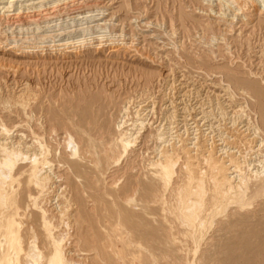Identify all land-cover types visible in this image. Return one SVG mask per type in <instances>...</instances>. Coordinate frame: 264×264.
<instances>
[{"label":"rangeland","instance_id":"1","mask_svg":"<svg viewBox=\"0 0 264 264\" xmlns=\"http://www.w3.org/2000/svg\"><path fill=\"white\" fill-rule=\"evenodd\" d=\"M244 1L0 0V131L8 129L7 142L21 148L45 145L54 176L40 195L32 166L21 165L5 186L14 206L0 223L20 222L25 250L34 229L42 264L52 253L32 207L36 196H46L39 200L54 221L67 206L71 229L55 223L54 231L70 235L64 250L71 263L264 264V177L249 184V205L237 208L231 198L234 205L219 204L218 212L227 211L212 220L216 195L201 156L205 134L218 145L237 125L264 131V0ZM120 131L136 138L125 156ZM190 138L198 139L201 151L192 154L210 191L195 232L199 247L177 192L188 188L183 150ZM170 144L179 161L166 185L154 161ZM223 146L240 162L248 153L255 170L264 159V149ZM10 250L1 247V263Z\"/></svg>","mask_w":264,"mask_h":264},{"label":"bare ground","instance_id":"2","mask_svg":"<svg viewBox=\"0 0 264 264\" xmlns=\"http://www.w3.org/2000/svg\"><path fill=\"white\" fill-rule=\"evenodd\" d=\"M235 1H239V0H235ZM248 2L254 4L256 2V0H245L244 1V3H248ZM136 113H139V112H136ZM136 113H135V115L137 116ZM143 121L144 120H142V122ZM235 122H237V121H235ZM233 124L235 125V123H233ZM237 126H236V128H237ZM2 128L3 129L0 131V215L5 210L9 211L11 208L10 204H9L11 202L8 203L9 194L7 192H5V190H6L5 186L8 185L9 181H11L12 179L15 178V177L13 178V176L15 175L16 171L18 170V168L21 165H24L25 163L28 162L29 165L32 166V168H30L32 171H30L29 175H30V178H31L35 188L38 189V192L41 193L40 195H43L44 193H46L45 195H47V193L50 191V190L48 192L46 191L47 186H49L48 188H50V184L53 181V177H54L51 175L52 169L50 166V162L47 160V157L49 155V150L46 149L45 145H43L42 143H39V142L37 143V140H36V143L38 146V147L36 146L37 149L34 146L24 147L25 145H23L22 147L26 148L24 151V148H21L20 146L16 145L17 143L16 144H14L15 142L14 143H8L10 140L9 133H11V132L8 131V129L4 128L3 126H2ZM120 128H121V126L119 127V129ZM236 128L232 129L230 136L227 135L225 138H224V136H218L219 141L222 142L221 144H218V145L215 141V137L208 136L206 134L204 135V140H203V144H202V145H204L203 146L204 147V153L202 152L203 154L201 156H202L203 163L207 167L206 169H208L210 171L209 182H210V185L212 186L213 193L216 195V198L213 199V203H212V212L211 211H210L211 213L209 212L210 214H212L210 216L212 220L214 219L215 216L217 217V215H222L221 213L225 211V208H226L225 206H227V208H228V204L234 203L233 201L230 200L231 198H236L235 203H236V205H238L237 208H239V206L245 207V206L249 205V202L246 201L248 204L245 203V200L249 199V198L248 199L246 198V193H248L247 191L249 190L248 189L249 184L253 180H257V179L261 180V178L264 177V159H263V161H260L258 163V165H257L258 169L255 170L256 166L254 167V165H252L251 159H250V156L248 155V153L246 155H245L246 152L242 153V154H244V156L242 155L243 161L240 162L241 156L238 157L239 154L236 155V153H234V152L226 151V149L219 147V146H222L223 143H225V146H226V144H228V145L233 146V147L236 145L238 146V144H241L243 146H246L245 148H246V150L248 149L247 150L248 152L249 151L253 152V153L258 152V154L260 155V152L264 149V131L259 126L250 127L248 124H245L243 127H240L238 129H236ZM119 134H120L119 142L122 145V149H123L122 154L125 156L134 147L136 138H132L131 136H128V134L126 132H123V131L122 132L120 131ZM159 134H158V139L161 141L163 139V134L162 133L160 135ZM186 134H187V132H186ZM195 135H197V134H195ZM189 140H190V142H191V140H194V143H190V144L186 143L187 146L185 144L186 147L183 150L186 154L185 156H187V159H186L187 162L184 164V167L188 173V182H187L188 188H186L185 190H181L182 189L181 188V189H179V191L177 190V192L179 194L178 198H179L180 209L182 211L184 210V212H185V215H182V216H184V219L182 217V219L184 220L183 223L187 224L193 230L195 229L194 230V236L192 237V240H193L194 245L196 247H199L198 246V245H200L199 239H201L200 236L202 237V235L200 234V236H196L195 232L197 233V231L199 230V227H201L204 224L203 219H205V217L203 214L205 212L207 213V211H209V208H206L207 207L206 206V201H207L206 196L208 195L207 193H209L210 191L207 190L206 181H205L208 174H206V172H203L200 169V167H199L200 161L198 162L197 159L195 158V157H198V156H196L197 154L196 155L192 154V151L194 153H196V151L198 149H200V148H198V144H196L198 139L190 138ZM185 141H186V138L184 140V143H185ZM19 143L21 145V142H19ZM65 143H66V145H65L66 150L67 149L69 150L68 151L69 152L68 153L69 158L71 160H76L77 157L79 156L77 144L74 142V140L71 136H68V139ZM173 145L174 144H170V146L166 145V149H163V151H159L160 155H159L158 159L154 161V165L160 169L161 172L160 171L159 172H160L161 178L166 183V185H170V183H172L171 180H172L173 175L175 174V167L179 161V158H178L179 153L177 154V149ZM225 146H223V147L225 148ZM163 147L165 148V146H163ZM178 148H180V147H178ZM239 149H241V148H239ZM200 151H201V149H200ZM200 151H199V154H200ZM178 152H179V150H178ZM180 152H181V150H180ZM184 152H182V153H184ZM252 155H254V154H252ZM124 156H123V158H124ZM253 160H255V159L253 158ZM243 168H245L246 171ZM259 168H260V170H259ZM27 173H29V172H27ZM31 180L29 181L30 183H31ZM263 181L261 180V183ZM12 182H14V181H12ZM257 184L259 185V183H257ZM263 184H264V182H263ZM258 185H257V187H258ZM250 186H251V184H250ZM258 189L256 191L257 193H258ZM262 189H264V187ZM183 191H184V195H183ZM262 191L263 190H261V192ZM37 194H39V193H37ZM62 194L63 193H61L59 196L63 197ZM259 195H260V191H259ZM259 195H258V197H260ZM42 197L43 196H41L40 198H42ZM45 197H43V198L45 199ZM213 197H215V196H213ZM254 197H255V195H254ZM40 198L39 197L37 198V196H36V198L33 197L32 207L36 210H39L38 212H40V214H41L40 220H41L42 227H43V230L45 233L44 236L47 237L45 239L46 240L48 239V242L50 244V245L49 244L48 245L51 248L52 257H51V261L49 264H76L73 262L71 263L69 260H67V258H65V254H66L65 252L66 251L64 249L66 248L65 246L69 245L70 241L69 242H66V241H68L67 239L70 237V235H68L67 234L68 232H66V231H65L66 234L64 231H62V233L61 232L56 233L54 231L56 228L58 229L57 225H61V224H64V226H66V229L71 227V225H70L71 223H69L70 218H67V215L64 213V210L67 209V206L64 207L63 211L61 210L62 212L59 211V217L57 216L58 219L54 221V216L52 215L53 216L52 218H51V216L49 217V215H48L49 213L47 214V211L41 205V200H39ZM255 198H257V197H255ZM65 201L67 202V200H65ZM66 202H64V203H66ZM250 202H252V201H250ZM61 203L63 204V202H61ZM70 204H68V205H70ZM219 204H222V205L225 204V206L221 205L222 209L218 212L217 208H218ZM232 205H234V204H231V206ZM12 206H14V205L12 204ZM231 206H229V207H231ZM68 207H70V206H68ZM227 208H226V211H227ZM10 211H9V213H10ZM57 211H58V209H57ZM66 213H67V211H66ZM209 213H208V216L210 215ZM10 217H13V216H10ZM55 219H56V217H55ZM0 221H1V223L3 222L2 220H0ZM5 222L3 224H5ZM1 223H0V249H1V247L7 246L9 249H11L10 250L11 253L4 254L5 256L3 255L4 258L2 260V263L0 262V264H19L21 261L20 255L23 256L22 262L24 264H42L45 256L43 255V253L41 252V250L39 248V240H38V237H37L34 229L31 230V232H30L32 236L30 235L31 237L29 238V242L27 244L25 243L27 245V250H25L23 248V239L21 238V235L19 232V230L21 229L20 222L17 223L14 219L11 222L8 221L6 223V225H3ZM55 223L57 225H55ZM212 223H213V221H210V225H212ZM197 228H198V230H197ZM60 230H61V228H60ZM67 231H69V229H67ZM66 243H68V244L66 245ZM194 250H196V249L194 248ZM195 254H196V252H195ZM195 254H193V255H195ZM1 259H0V261H1Z\"/></svg>","mask_w":264,"mask_h":264}]
</instances>
